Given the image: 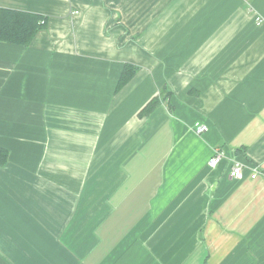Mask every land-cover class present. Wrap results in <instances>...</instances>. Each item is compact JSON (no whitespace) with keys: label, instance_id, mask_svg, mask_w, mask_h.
<instances>
[{"label":"crops","instance_id":"crops-1","mask_svg":"<svg viewBox=\"0 0 264 264\" xmlns=\"http://www.w3.org/2000/svg\"><path fill=\"white\" fill-rule=\"evenodd\" d=\"M1 7L46 26L0 41V264H264V0Z\"/></svg>","mask_w":264,"mask_h":264},{"label":"trees","instance_id":"trees-1","mask_svg":"<svg viewBox=\"0 0 264 264\" xmlns=\"http://www.w3.org/2000/svg\"><path fill=\"white\" fill-rule=\"evenodd\" d=\"M46 26V17L29 11L13 8H0V41L27 46L35 34ZM138 66L125 63L117 82L116 91L126 85L136 74ZM161 97L155 96L141 110L140 115H148L160 103ZM6 150L0 147V165L7 161Z\"/></svg>","mask_w":264,"mask_h":264},{"label":"built area","instance_id":"built-area-1","mask_svg":"<svg viewBox=\"0 0 264 264\" xmlns=\"http://www.w3.org/2000/svg\"><path fill=\"white\" fill-rule=\"evenodd\" d=\"M254 22L256 25H264V16L259 14L254 15ZM193 130L196 134H202L207 130V126L200 122H195L193 125ZM225 157L224 151L221 149H215L213 155L209 158L207 164L210 168L216 167ZM256 172V169H254ZM230 175L235 179H242L243 169L241 163L234 161L230 168Z\"/></svg>","mask_w":264,"mask_h":264}]
</instances>
